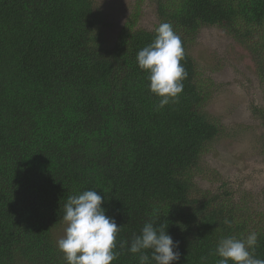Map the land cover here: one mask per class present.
<instances>
[{"label":"trees","instance_id":"1","mask_svg":"<svg viewBox=\"0 0 264 264\" xmlns=\"http://www.w3.org/2000/svg\"><path fill=\"white\" fill-rule=\"evenodd\" d=\"M94 5L0 0V264H66L54 234L67 198L85 190L121 227L117 251L153 222L179 242L174 264H217L219 239L250 232L264 259V212L225 184L196 181L220 130L188 53L201 28L216 27L251 54L264 82V0H132L114 39L102 38ZM150 5L156 24L146 29ZM161 23L181 38L187 78L178 102L158 109L137 54ZM112 264L139 260L124 249Z\"/></svg>","mask_w":264,"mask_h":264},{"label":"rangeland","instance_id":"2","mask_svg":"<svg viewBox=\"0 0 264 264\" xmlns=\"http://www.w3.org/2000/svg\"><path fill=\"white\" fill-rule=\"evenodd\" d=\"M93 2L103 19L102 38L114 39L132 0ZM155 24L152 5L146 6L139 26L152 29ZM188 53L210 95L205 112L220 130L201 156L196 181L213 191L225 184L235 198L264 212V82L255 73L252 56L216 27L201 28ZM65 227L63 222L55 232L57 241Z\"/></svg>","mask_w":264,"mask_h":264},{"label":"clouds","instance_id":"3","mask_svg":"<svg viewBox=\"0 0 264 264\" xmlns=\"http://www.w3.org/2000/svg\"><path fill=\"white\" fill-rule=\"evenodd\" d=\"M155 32L154 40L138 52L137 64L148 73L149 91L159 98L157 108L162 109L178 102L187 72L181 63L182 41L172 26L161 23ZM102 203L103 197L96 190L67 198L61 218L66 227L57 241L66 264H112L124 249L138 256L139 264H174L180 260L179 242L173 241L164 224L156 226L153 222L145 223L140 234L133 235L130 246L129 241L121 242V251H117L121 227L106 215ZM224 223L231 224L228 220ZM258 238V233L250 232L246 238L219 239L214 251L217 264H264V259L255 255Z\"/></svg>","mask_w":264,"mask_h":264}]
</instances>
